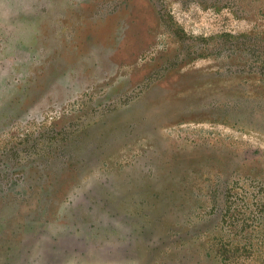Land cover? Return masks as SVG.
I'll use <instances>...</instances> for the list:
<instances>
[{
    "label": "rangeland",
    "instance_id": "374dc122",
    "mask_svg": "<svg viewBox=\"0 0 264 264\" xmlns=\"http://www.w3.org/2000/svg\"><path fill=\"white\" fill-rule=\"evenodd\" d=\"M0 264H264V0H0Z\"/></svg>",
    "mask_w": 264,
    "mask_h": 264
}]
</instances>
